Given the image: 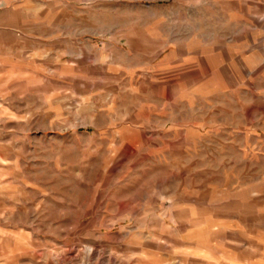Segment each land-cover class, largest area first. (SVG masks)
<instances>
[{
    "label": "rangeland",
    "instance_id": "rangeland-1",
    "mask_svg": "<svg viewBox=\"0 0 264 264\" xmlns=\"http://www.w3.org/2000/svg\"><path fill=\"white\" fill-rule=\"evenodd\" d=\"M0 264H264V0H0Z\"/></svg>",
    "mask_w": 264,
    "mask_h": 264
}]
</instances>
